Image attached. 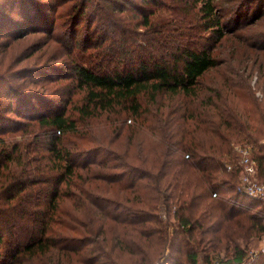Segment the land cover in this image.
Wrapping results in <instances>:
<instances>
[{
  "label": "trees",
  "instance_id": "16d2710c",
  "mask_svg": "<svg viewBox=\"0 0 264 264\" xmlns=\"http://www.w3.org/2000/svg\"><path fill=\"white\" fill-rule=\"evenodd\" d=\"M7 1L0 0V5ZM28 1L22 0L26 5ZM72 1V8L62 14L72 18L69 23L64 20L70 35L75 36L84 17L98 35L83 45V51L92 48L86 55L90 64L74 62L73 80L67 86L71 92H85L78 105L81 117L112 113L115 118L108 117L112 125L132 116V132L148 122L146 127L161 135L163 147L152 152L156 161L148 164L147 171L139 168L144 174L138 178L148 179L152 191L148 200L176 205L178 230L185 235L178 245H183L187 261L174 260L195 264L198 254L193 242L203 243L205 249L234 242L230 264H264L263 251L251 259L247 246L236 242L242 236L264 235V202L239 192L237 172L225 167L226 162L237 160L235 145H250L258 161V178L264 183V101L251 96L252 105L241 104L237 95L239 87H250L243 74L251 76V71L259 72L264 92V37L240 62L227 64V59L215 54L221 40L235 31L228 26L230 15L254 0ZM25 9L22 16L29 15L30 8ZM260 19L264 21L263 8L250 23ZM224 66L234 78L225 76L219 83L223 88L203 81L209 72ZM9 76L0 71V90L7 92L0 91V104L8 97L15 109V95L20 102L53 99L46 90L13 87ZM61 78L49 82L56 84ZM6 79L8 86L1 82ZM22 110L19 103L15 111L24 117ZM30 116L35 123L30 137L8 141L0 135V264L9 257L18 260L12 264H23L28 257L46 253L53 256L48 264H94L74 261L78 252L90 251L91 243L97 259L106 258L103 264H121V251L131 264H151L145 249L163 247L160 230L151 226L156 217L149 208L122 204L124 176L100 175L89 172L86 162L80 164L79 158L88 152L78 143L68 144V133H76L79 126L65 108ZM20 121L15 118L13 123L21 126ZM115 129L116 137L120 136L121 126ZM97 147L103 150L102 144ZM112 150L107 152L118 151ZM116 155L120 163L98 164L121 167V153ZM190 172L197 176L191 177ZM4 224L11 228L2 231ZM102 231L105 234L97 236ZM173 244V250L180 249Z\"/></svg>",
  "mask_w": 264,
  "mask_h": 264
},
{
  "label": "rangeland",
  "instance_id": "374dc122",
  "mask_svg": "<svg viewBox=\"0 0 264 264\" xmlns=\"http://www.w3.org/2000/svg\"><path fill=\"white\" fill-rule=\"evenodd\" d=\"M23 1L26 2V0ZM7 2L9 4L0 5V71L5 72L8 76L10 75L8 78H10L13 87L21 85V88L25 90H37L40 92H45L46 90V93L52 95L53 99L49 98L51 103L45 98L43 101L25 99L21 103L17 100L19 96L15 95L16 101L14 102V107L15 109L18 108L19 103L23 106V117L10 107V98L3 97V102L0 104V135L5 136L8 141L30 137L35 128V123L31 119L30 114L38 115L44 112H51L57 108L59 110L65 108L66 114H70L71 117L75 118L79 126V130L76 133H68V144L78 143V145L85 148L88 152L79 158L80 164L86 162L89 166V172L99 173L100 175L121 174V177L124 176L121 178V201L124 202L122 204L125 206L149 208L153 212L151 214H154V217H156V222L150 224L160 230V240L163 247L161 249H154V251L149 249L150 247H146L145 252H149L150 259L153 261L151 264H164L166 261L176 262L174 260L176 258H179L181 263H185L187 261L186 251L183 250V245L179 247L185 235L178 230L180 224L174 216V211L176 210L175 203L173 201L168 204L163 203L161 200L155 202L148 200V197L152 194L147 184L148 179L146 177L138 178L144 174L139 171V168L147 171L148 164L156 161L152 152L158 147H163L164 140L161 135L154 134L146 127L149 124L148 122H144L143 126L136 132H132V126L134 125V118L132 116L121 118V123L120 121L118 123L114 121L112 125L108 119V117L115 118L112 113L102 112L85 118L81 117L78 105L83 102L85 92L79 90L71 92L70 85L67 86L73 80L71 75L74 73L70 67L74 65V62L81 61L90 64V60L86 55L89 54L92 48L83 51V45L88 42V38L91 36L93 38L95 35L93 31L94 25H88L90 19L84 17L78 25L75 36H72L68 32V24L64 23L65 19L69 23V21H72V18L69 16L62 17V14L72 8L75 1L29 0L28 5L23 3L22 0H18L14 4H12L13 0H8ZM25 8H30L29 15L22 16L21 13L25 12ZM262 8L264 11V1L254 0L247 3L240 12L236 11L239 17H237V14L230 15L232 19L228 20V26L235 31L233 34H228L227 38L221 40L215 51L218 58L227 59V64L240 62L246 51L253 49L252 45L254 43L258 46L259 41L264 37V21L260 19L257 21L260 23L251 24L250 19L259 13ZM3 12H5V15ZM63 42L66 43L64 46ZM67 44L69 48L65 49ZM261 55L264 60L262 51ZM224 68L225 66L212 70L203 78V81L207 85L221 86L219 83H221L225 76L234 78V74ZM250 74L252 75L243 74L247 76L250 87L241 86L238 88V102H241V104L248 103L252 105L251 96L255 97L258 101H264V92L261 89L262 80L258 78L259 72L255 71L253 73L251 71ZM52 77L62 78L54 84L49 82ZM1 82L4 85L6 84V86L9 85L7 79ZM239 83L242 84L241 82ZM0 91L2 94L7 93L3 92V90ZM151 106L154 107L153 105ZM145 117L153 119L152 115H146ZM15 118H18L19 121L21 120V126L13 123ZM114 129H120L121 135L116 137ZM210 138L211 135L207 136V139ZM100 144L103 145V150L97 147ZM114 147L118 150L116 152L121 153V167L108 169L98 164L100 161L105 160H108L109 163H116L117 161L120 163L119 160L114 158L118 153L115 152V154L113 152L111 154L107 152V149L112 152ZM126 162L130 163L129 166L126 165ZM35 164L34 161L29 167ZM11 165L19 169V165L14 163H11ZM78 170L86 172V168L80 167ZM189 175L193 178L197 176L193 172H190ZM153 204H157V207ZM124 212L123 208H121V214ZM115 223L113 222L114 226ZM122 226L121 224V228ZM8 228H11V224H4L2 231H7ZM104 234L102 231L97 236ZM91 237L92 239H99L96 236ZM15 238L16 235L13 238L14 242ZM172 242L174 246L180 249L173 250L171 248ZM236 242L243 248L247 246L248 254H250L264 248V235L249 236V238L242 236ZM105 244L107 245V243ZM234 245V242H230L229 247L222 244L219 247L205 249L203 243L199 242L198 244L197 242H193V248L198 254L195 264H210L213 259H220L222 263L230 264L232 262ZM1 246L0 261L3 259ZM88 247L90 251L83 254L78 252L74 256V261L78 262L84 259L93 261L94 264H103L106 258L97 259L99 254L96 253L95 244L91 243ZM51 258L53 256L50 253L37 254L28 257L22 263L48 264V260ZM125 260H128V262ZM17 261L9 257L5 264H12ZM130 262L127 254L121 251V264H131Z\"/></svg>",
  "mask_w": 264,
  "mask_h": 264
},
{
  "label": "built area",
  "instance_id": "2783aa9c",
  "mask_svg": "<svg viewBox=\"0 0 264 264\" xmlns=\"http://www.w3.org/2000/svg\"><path fill=\"white\" fill-rule=\"evenodd\" d=\"M237 160L226 162L227 171L237 172V190L244 195L264 202V183L258 178V161L253 156V147L235 145ZM214 195H217L214 193ZM260 251L264 252V248ZM260 251L251 252L249 255L253 259ZM210 264H224L220 259H213ZM244 264H248L247 262Z\"/></svg>",
  "mask_w": 264,
  "mask_h": 264
}]
</instances>
